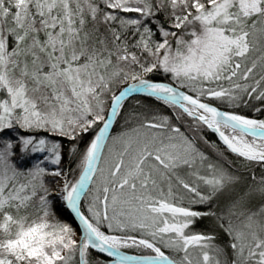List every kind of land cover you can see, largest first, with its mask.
<instances>
[{
  "label": "snow or ice",
  "instance_id": "snow-or-ice-1",
  "mask_svg": "<svg viewBox=\"0 0 264 264\" xmlns=\"http://www.w3.org/2000/svg\"><path fill=\"white\" fill-rule=\"evenodd\" d=\"M0 264H264V0H0Z\"/></svg>",
  "mask_w": 264,
  "mask_h": 264
},
{
  "label": "trees",
  "instance_id": "trees-1",
  "mask_svg": "<svg viewBox=\"0 0 264 264\" xmlns=\"http://www.w3.org/2000/svg\"><path fill=\"white\" fill-rule=\"evenodd\" d=\"M214 138V137H213Z\"/></svg>",
  "mask_w": 264,
  "mask_h": 264
}]
</instances>
